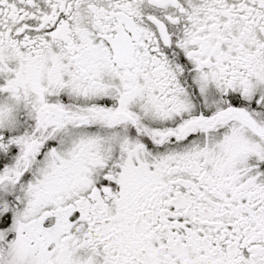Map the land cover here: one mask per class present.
I'll use <instances>...</instances> for the list:
<instances>
[{
  "label": "snow or ice",
  "instance_id": "obj_1",
  "mask_svg": "<svg viewBox=\"0 0 264 264\" xmlns=\"http://www.w3.org/2000/svg\"><path fill=\"white\" fill-rule=\"evenodd\" d=\"M0 264H264V0H0Z\"/></svg>",
  "mask_w": 264,
  "mask_h": 264
}]
</instances>
